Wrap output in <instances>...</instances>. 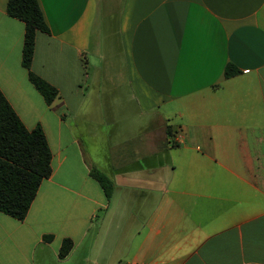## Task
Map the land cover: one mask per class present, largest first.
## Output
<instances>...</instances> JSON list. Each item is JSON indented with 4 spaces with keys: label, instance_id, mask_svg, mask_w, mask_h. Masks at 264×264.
I'll return each instance as SVG.
<instances>
[{
    "label": "crops",
    "instance_id": "obj_1",
    "mask_svg": "<svg viewBox=\"0 0 264 264\" xmlns=\"http://www.w3.org/2000/svg\"><path fill=\"white\" fill-rule=\"evenodd\" d=\"M38 1L32 70L59 97L30 82L8 0L0 90L52 173L24 220L0 212V264H264V0ZM132 115L149 119L122 129Z\"/></svg>",
    "mask_w": 264,
    "mask_h": 264
},
{
    "label": "trees",
    "instance_id": "obj_2",
    "mask_svg": "<svg viewBox=\"0 0 264 264\" xmlns=\"http://www.w3.org/2000/svg\"><path fill=\"white\" fill-rule=\"evenodd\" d=\"M9 16L25 25L22 64L35 89L43 96L47 105L58 97L59 91L32 70L38 32L49 33L43 11L38 0H8ZM232 64L225 68V78L239 74ZM168 128V135H171ZM52 153L41 128L28 130L0 90V212L18 220H24L35 200L43 180L49 178ZM90 175L103 188L109 199L113 183L107 175L92 168ZM51 237H47L50 239ZM73 242L64 239L59 257L65 258L72 250Z\"/></svg>",
    "mask_w": 264,
    "mask_h": 264
},
{
    "label": "rangeland",
    "instance_id": "obj_3",
    "mask_svg": "<svg viewBox=\"0 0 264 264\" xmlns=\"http://www.w3.org/2000/svg\"><path fill=\"white\" fill-rule=\"evenodd\" d=\"M118 2H119V0H109V4H110L109 6H115V5H117ZM116 81L117 80H114L113 83H110V84H112V86H114V87L116 86V88L118 89L117 91L120 93L121 97H125V95L128 94V88H127L126 83H125L126 80L119 78V80L117 82ZM116 83H117V85H116ZM121 104H122V107H126L123 104H127V107L134 110L132 107V104L129 101L122 102ZM148 119L149 118H146V117L137 118V117H135V115L134 116L132 115L130 117L124 116V118H118V122H119V126L122 129L124 128L125 130H127V129H129V130L135 129L136 130L137 128L133 127L134 125L138 126L141 122L146 123L148 121ZM149 121H151V119ZM150 124H152V122ZM103 129L109 130L108 127L107 128L105 127ZM100 130H101V126H100ZM84 145L88 151L89 144L85 143ZM97 147H99V149L101 148L99 143H98Z\"/></svg>",
    "mask_w": 264,
    "mask_h": 264
}]
</instances>
